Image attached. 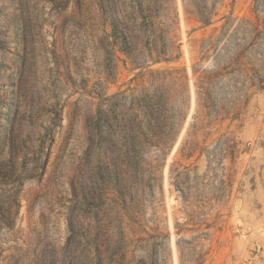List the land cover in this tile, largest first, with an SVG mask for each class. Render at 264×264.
<instances>
[{"label": "rangeland", "instance_id": "1", "mask_svg": "<svg viewBox=\"0 0 264 264\" xmlns=\"http://www.w3.org/2000/svg\"><path fill=\"white\" fill-rule=\"evenodd\" d=\"M196 1L0 0V264H264V0Z\"/></svg>", "mask_w": 264, "mask_h": 264}, {"label": "trees", "instance_id": "2", "mask_svg": "<svg viewBox=\"0 0 264 264\" xmlns=\"http://www.w3.org/2000/svg\"><path fill=\"white\" fill-rule=\"evenodd\" d=\"M193 6V9L190 10L189 12L193 15H195L198 20L202 21L203 24H209L212 20V17L214 15V8H209L207 7L206 4L202 5L201 7L199 6V3L196 0H189ZM161 58V57H158ZM149 134L151 137H154L157 135L159 129L155 124L153 123V120L149 124L148 128ZM73 263V261H72Z\"/></svg>", "mask_w": 264, "mask_h": 264}]
</instances>
